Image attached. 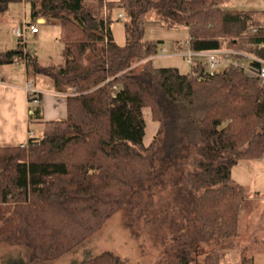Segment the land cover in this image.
I'll list each match as a JSON object with an SVG mask.
<instances>
[{
	"label": "trees",
	"instance_id": "obj_1",
	"mask_svg": "<svg viewBox=\"0 0 264 264\" xmlns=\"http://www.w3.org/2000/svg\"><path fill=\"white\" fill-rule=\"evenodd\" d=\"M21 1L0 0V17ZM227 1L31 0L33 21L59 23L64 59L39 63L18 40L0 53V67L23 63L46 78L67 95L66 118L26 147L0 146V242L50 262L124 210L125 227L144 215L167 230V264H192L202 246L209 248L203 263L219 264L222 251L235 249L247 204L231 169L264 159V85L233 68L213 75L203 66L188 74L155 69L162 42L144 39L153 14L165 28H185L193 51L255 53L264 15L225 10ZM113 9L123 12L124 46L110 31ZM143 109L158 124L148 146ZM40 118L38 106L30 119ZM168 203L181 218L164 216ZM81 264L123 262L105 252Z\"/></svg>",
	"mask_w": 264,
	"mask_h": 264
},
{
	"label": "rangeland",
	"instance_id": "obj_2",
	"mask_svg": "<svg viewBox=\"0 0 264 264\" xmlns=\"http://www.w3.org/2000/svg\"><path fill=\"white\" fill-rule=\"evenodd\" d=\"M109 3H117L119 0H106ZM31 0H22L9 6L4 17H0V53L15 49L18 39L12 34V30L34 24L30 12ZM123 12L119 9L111 11L110 31L115 43L125 45V35L122 25ZM59 23L53 22L47 27L40 28L38 37L26 34L23 41L26 51L35 56L41 62H62L64 59L63 44L59 41ZM144 39L148 41L162 42L160 52L166 49L168 54L162 56L159 52L152 59L155 69L175 68L181 74L191 72L190 67L183 59L177 46L183 45L189 35L185 28H165L160 19L153 14L147 16L144 25ZM179 54V55H178ZM17 68L22 72L24 67ZM145 124L143 144L148 146L158 130V124L151 120L149 109L142 110ZM34 129V128H33ZM53 131L50 127L48 133ZM231 180L245 189L246 209L242 212V224L238 229L237 245L233 251H222L219 264H264V159L249 162H240L231 169ZM164 194V195H163ZM166 193L160 194L165 197ZM167 199H170L169 196ZM157 202V198H154ZM169 202V200L167 201ZM166 202V203H167ZM170 208L164 216L168 220L181 218ZM159 204L153 212L159 209ZM145 214V213H144ZM124 210L115 214L92 236L66 255L50 261H32L31 251L22 246H10L0 242V264H81L84 261L95 258L108 252L117 256L123 264H167L171 259L166 255L165 249L169 244V236L162 238L167 230H155L148 225L144 215L135 220L132 228L125 227ZM246 222V227H245ZM157 231V232H155ZM163 239V242L161 241ZM209 248L200 247L199 253L192 264H204L203 259Z\"/></svg>",
	"mask_w": 264,
	"mask_h": 264
},
{
	"label": "crops",
	"instance_id": "obj_3",
	"mask_svg": "<svg viewBox=\"0 0 264 264\" xmlns=\"http://www.w3.org/2000/svg\"><path fill=\"white\" fill-rule=\"evenodd\" d=\"M222 7L225 10L257 12L264 15V0H229L224 2ZM53 22L56 21L43 19L34 21V25H38V32L31 36L38 37L40 28L47 27ZM32 57L37 59L35 56ZM38 62L47 64L50 61L41 62L38 60ZM19 65L24 67L22 72L17 68ZM26 80L31 81L34 88L41 93L39 105L41 118L39 120H31L29 117L28 103L23 90ZM0 82L2 84L0 85V146L27 145L30 139H36L48 133L50 129L48 123L65 120L66 97L55 93L46 78L32 74L25 64L15 63L9 66H1ZM30 133H32L31 136ZM243 219L246 218L240 216L238 229ZM244 225L246 227V222Z\"/></svg>",
	"mask_w": 264,
	"mask_h": 264
},
{
	"label": "built area",
	"instance_id": "obj_4",
	"mask_svg": "<svg viewBox=\"0 0 264 264\" xmlns=\"http://www.w3.org/2000/svg\"><path fill=\"white\" fill-rule=\"evenodd\" d=\"M122 19L123 16H119V20ZM37 32V24L26 27L20 26L19 29L12 30V34L18 40L22 41L26 34L35 35ZM251 33L256 35L258 31L257 29H253ZM183 46L184 50L181 52V55L189 67L197 68L198 66H203L205 72L209 73V75L218 73L226 68L238 69L242 71L247 78L258 80L264 85V38L261 39L256 46L254 45L257 48L255 53H248L226 47L208 51H193L190 48V39H188ZM160 53L162 56H165L168 54V51L162 49ZM193 76H196V74H193ZM0 85H2L1 82ZM23 90L26 95L30 117L33 115L35 108L40 105L41 93L34 88V85L29 80L24 82ZM68 95L72 96L73 94ZM63 96L67 97V95ZM29 135L31 136L32 133ZM26 146L27 145L21 147Z\"/></svg>",
	"mask_w": 264,
	"mask_h": 264
}]
</instances>
